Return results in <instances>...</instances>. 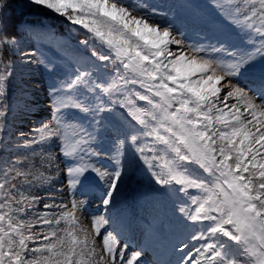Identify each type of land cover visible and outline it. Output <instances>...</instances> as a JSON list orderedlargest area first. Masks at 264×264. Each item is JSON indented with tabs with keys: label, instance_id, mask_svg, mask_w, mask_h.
I'll return each mask as SVG.
<instances>
[{
	"label": "snow or ice",
	"instance_id": "6c2138e0",
	"mask_svg": "<svg viewBox=\"0 0 264 264\" xmlns=\"http://www.w3.org/2000/svg\"><path fill=\"white\" fill-rule=\"evenodd\" d=\"M30 2L85 30L87 38L81 43H92L91 57L111 62L116 72L107 81H93L92 71L77 67L50 90L54 123L33 129L35 135L25 141L26 147L57 142L71 200L64 202L62 187L45 189L46 195L32 194L33 181L52 183L45 174L47 168L32 171L30 162L25 170L22 160L0 168V264H140L144 249L126 258L129 245L121 246L115 229L105 231L99 248L95 240L111 222L107 209L122 180L126 147L140 155L157 185L176 186L188 197L176 212L185 228L191 229L190 242L174 246L178 253L174 264H264V93L256 96L239 82L233 83L257 59L264 60V0H217L215 4L251 45L238 53L223 43L210 49L186 44L182 34L156 22L147 5L128 0ZM4 6L0 4V9ZM16 45V36L0 27V132L8 115L5 98L14 74L13 60L4 56ZM219 53H227L230 59L219 58ZM35 55L26 53L23 62L32 63L30 57ZM260 79L264 86V67ZM222 83L228 90L221 97ZM136 87L139 90L134 91ZM81 89L93 93L99 102L95 106L82 102L76 95ZM230 99L235 102L229 105ZM138 101L148 107L139 106ZM115 104L126 108L131 120L126 129L121 125L115 130L114 167L107 172L90 160L99 155L92 149L99 128L89 131L64 118L63 112L91 113L99 126L105 119L102 114L113 112ZM141 136L162 147H149L153 154L145 155L139 145ZM39 163L59 169L56 156L43 154V149ZM190 165L209 179L194 175ZM90 173L106 187L100 195L105 211L91 218L89 229L77 215L83 201L75 198V192L90 187ZM18 179L23 183L18 185Z\"/></svg>",
	"mask_w": 264,
	"mask_h": 264
},
{
	"label": "rangeland",
	"instance_id": "374dc122",
	"mask_svg": "<svg viewBox=\"0 0 264 264\" xmlns=\"http://www.w3.org/2000/svg\"><path fill=\"white\" fill-rule=\"evenodd\" d=\"M203 1L208 3L203 6L193 0H128V3L137 6L147 5L146 10L152 18L161 25L171 26L175 34H182L186 44L202 45L210 49L213 45L218 46L223 43L229 51L237 53L249 49L251 45L247 43L245 34L238 32L210 0ZM0 4L5 5L0 9V27L7 35H15L17 38L15 50H6L4 56L5 60H13L14 74L10 78L5 98L8 115L4 121V131L0 132V168L17 160L24 161L25 170H29L30 162L34 164L32 171L37 168L45 171L47 168L45 174L52 177V183L39 185L38 182L33 181L36 186L31 189L32 194L46 195L48 193L45 189L62 187L63 199L67 203L72 199V193L65 182L62 171L64 163L59 156L57 142L53 140L50 146L26 147L25 141L35 135L33 129L52 122L50 90L53 86L59 87L64 79L72 76L77 67H87L92 71L93 81L109 80L115 74L116 68L111 62L97 61L91 57L92 43L90 42L88 46L81 43L87 38L85 30L71 24L64 17L42 6L34 5L30 0H0ZM38 33L43 34L37 35ZM172 47L175 50L176 46ZM32 52L36 53L35 56L30 57L32 63H24L25 54ZM217 55L226 61L230 59L227 53ZM262 67L264 60L257 59L239 77L234 78L233 83L239 82L242 86L251 89V94L259 96L264 93L260 79ZM219 86L222 88V97L228 88L223 83ZM133 90L139 89L136 87ZM76 95L90 106H95L99 102L93 93L83 89ZM114 98L123 99V97ZM102 99L107 101L108 97L103 96ZM234 102L232 99L228 101L229 105ZM256 102L260 103V100L257 99ZM138 105L148 107L143 101H138ZM112 107L113 112L102 114L105 119L99 126L93 123L91 113L84 114L76 109H67L63 112L64 118L79 122L89 131L99 128L98 133H94L96 140L92 143V149L97 150L99 155L92 156L90 160L98 169L107 172H111L114 167L115 130L121 125L126 129L130 126L131 120L126 108L120 107L119 104ZM132 123L134 124L135 121ZM20 133H25V136L22 137ZM139 145L145 148L144 154L147 156L153 154L147 151L149 147L153 149L162 147L152 138L144 136L140 137ZM42 149L43 154L51 152L56 156L59 169L40 165ZM125 152L122 180L112 205L107 209V216L111 222L101 229L99 236H95L97 246L99 248L105 231L115 229L120 234L121 242L129 245L125 250L126 258L129 253L140 248L151 253L155 247L161 249L156 257L163 259V264H174L178 258V253L173 250L174 246L179 245L181 241H187L188 232L191 231L185 228L176 212V208L188 201V197L179 193L176 186L157 185L140 155L130 147H126ZM189 167L194 175H199L201 179H209L196 165ZM89 181L90 187L78 188L75 198L83 201L82 210L77 215L90 229L91 218L105 211L100 195L106 185L91 173ZM16 183L19 185L23 181L18 179ZM28 191L25 188L26 194ZM192 194L195 192L193 191ZM56 195L59 199L60 194L56 193ZM140 264L154 263L143 253Z\"/></svg>",
	"mask_w": 264,
	"mask_h": 264
},
{
	"label": "trees",
	"instance_id": "16d2710c",
	"mask_svg": "<svg viewBox=\"0 0 264 264\" xmlns=\"http://www.w3.org/2000/svg\"><path fill=\"white\" fill-rule=\"evenodd\" d=\"M201 1H203V0H201ZM210 1L214 2L215 4L217 3V0H210ZM72 35L75 36L76 34H72Z\"/></svg>",
	"mask_w": 264,
	"mask_h": 264
},
{
	"label": "bare ground",
	"instance_id": "6f19581e",
	"mask_svg": "<svg viewBox=\"0 0 264 264\" xmlns=\"http://www.w3.org/2000/svg\"><path fill=\"white\" fill-rule=\"evenodd\" d=\"M72 47H73V46H72ZM73 51H74V49H73ZM20 112H21V111H20ZM27 116H28V115H27ZM17 123H18V122H17ZM21 125H22V124H21ZM109 144H110V143H109ZM111 148H112V147H111ZM96 151H97V150H96ZM109 151H110V150H109ZM109 151H108V152H109ZM125 240H126V239H125ZM123 242H124V241H123ZM121 243H122V242H121ZM124 243H125V242H124ZM122 244H123V243H122ZM130 249H131V248H130ZM129 254H130V253H129Z\"/></svg>",
	"mask_w": 264,
	"mask_h": 264
}]
</instances>
